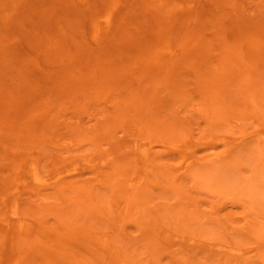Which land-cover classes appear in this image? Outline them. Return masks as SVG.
<instances>
[{
    "label": "rangeland",
    "instance_id": "374dc122",
    "mask_svg": "<svg viewBox=\"0 0 264 264\" xmlns=\"http://www.w3.org/2000/svg\"><path fill=\"white\" fill-rule=\"evenodd\" d=\"M0 264H264V0H0Z\"/></svg>",
    "mask_w": 264,
    "mask_h": 264
}]
</instances>
